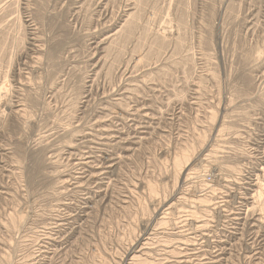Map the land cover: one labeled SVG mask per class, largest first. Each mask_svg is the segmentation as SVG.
<instances>
[{
	"label": "rangeland",
	"instance_id": "374dc122",
	"mask_svg": "<svg viewBox=\"0 0 264 264\" xmlns=\"http://www.w3.org/2000/svg\"><path fill=\"white\" fill-rule=\"evenodd\" d=\"M130 1L0 0V264H124L130 249L133 264H264V233L230 217H249L243 183L264 160V63L253 59L257 50L264 58V0H142L134 35L98 54L95 35ZM162 32L165 43L152 45ZM6 101L22 104L24 118ZM112 135L120 147L104 143ZM238 148L243 176L225 168L240 161ZM183 151L193 160L175 179ZM109 153L122 158L101 179L86 178L78 160L98 165Z\"/></svg>",
	"mask_w": 264,
	"mask_h": 264
},
{
	"label": "bare ground",
	"instance_id": "6f19581e",
	"mask_svg": "<svg viewBox=\"0 0 264 264\" xmlns=\"http://www.w3.org/2000/svg\"><path fill=\"white\" fill-rule=\"evenodd\" d=\"M48 1V0H47ZM107 1V0H106ZM103 2V1H102ZM105 2V1H104ZM143 1L142 0H131L129 3V7L128 8H126L125 9V11L123 12V15H121V17L119 18V20H117V22H114L109 28H108V30L106 31V30H103L101 33H97L95 36H98V37H95L96 39H97V41H94L93 43L91 42V44H94V49L93 50H96V52H98V54H100V55H102L101 54V52L102 51H104L103 49H105V48H108L109 47V44L111 45L110 47H113L112 45L113 44H111L113 41L114 42H116L115 40H117L118 38H120V37H122L123 35H125V36H123V38H125V37H127V38H129L130 36L129 35H131V33H132V31H133V35H134V30H133V28H136V27H134L135 25L137 26V24H136V18H138L137 17V15H136V13L139 11L137 8H135V7H138V8H141V3H142ZM154 2V1H153ZM212 3V2H211ZM141 4V5H140ZM145 4V2H143V5ZM102 5V4H101ZM137 5H139V6H137ZM42 6V5H41ZM45 6V5H44ZM47 6V5H46ZM146 6V5H145ZM233 6V5H232ZM178 7V6H177ZM134 8L135 9H137L138 11H136V12H134ZM142 9V8H141ZM214 9V8H213ZM143 10V9H142ZM156 10V9H155ZM143 12V11H142ZM139 13V15L138 16H140V12H138ZM137 13V14H138ZM47 15V14H46ZM104 16V15H103ZM180 16H181V14H180ZM180 18H182V17H180ZM184 18V17H183ZM140 19V18H139ZM180 20V24H182L183 25V23L181 22V19H179ZM134 22H135V25H134ZM137 22H138V19H137ZM177 24V23H176ZM248 24V23H247ZM251 24V23H250ZM139 25V24H138ZM178 25V24H177ZM176 25V26H177ZM179 28H181V26L179 27ZM142 29H144V28H142ZM184 29V28H183ZM126 31V34H124V33H122V32H125ZM145 31H146V29L142 32L141 31V33H142V35H146L145 34ZM181 31V30H180ZM210 31V30H209ZM182 32V31H181ZM140 33V32H139ZM148 33V32H147ZM33 34V33H32ZM148 34H150V33H148ZM157 33H155V35H156ZM136 35V34H135ZM142 35H140V36H142ZM152 35V34H151ZM182 35V34H181ZM138 36V35H137ZM139 36V37H140ZM150 36V35H149ZM154 36V35H153ZM152 36V37H153ZM94 37V36H93ZM146 37H147V35L145 36V38L143 39H139V41H137L139 44H143V42H145L144 40L146 39ZM166 34H164V32H162V33H160V34H158V35H156V37H155V39H154V41L153 42H151V44L152 43H154L156 40H161V42L163 41L164 43H165V39H166ZM170 37H172V35L170 36ZM183 37V36H182ZM133 38V37H132ZM132 38H131V40H132ZM148 38V37H147ZM176 38V37H175ZM175 38H174V41H175ZM178 38V37H177ZM176 38V41L177 40H179V39H177ZM181 38V37H180ZM136 39H138V38H136ZM151 39V38H150ZM153 39V38H152ZM170 39V38H169ZM33 40V39H32ZM95 40V39H94ZM140 40H142L143 42H140ZM181 40V39H180ZM147 41V40H146ZM150 41V40H149ZM182 41V40H181ZM113 42V43H114ZM178 42V41H177ZM156 43V42H155ZM158 43V42H157ZM157 43H156V45H157ZM160 43V42H159ZM179 43H181L180 41H179ZM178 43V44H179ZM115 44V43H114ZM150 44V45H151ZM162 44V43H161ZM161 44L160 45H158V46H161ZM116 45V44H115ZM125 45V44H124ZM153 45V44H152ZM151 45V46H152ZM164 45V44H163ZM162 45V46H163ZM181 45V44H180ZM180 45H177V46H180ZM119 46V45H118ZM121 46V45H120ZM157 46V47H158ZM162 46H161V48H162ZM110 47H109V49H110ZM137 47V46H136ZM143 47V46H142ZM156 46L154 47V48H157ZM149 48V47H148ZM161 48H159V50L158 51H161L160 49ZM124 49V48H123ZM122 49V50H123ZM152 48L150 47V50H151ZM180 49V48H179ZM2 50V49H1ZM107 50V49H106ZM156 50V49H155ZM260 50V49H259ZM51 51V50H50ZM49 51V52H50ZM115 51V50H114ZM154 51V50H153ZM158 51H156V52H158ZM246 51V50H245ZM263 51V50H262ZM95 52V51H94ZM94 52H93V54H94ZM118 52H120L119 51V49H118ZM151 52V51H150ZM155 52V53H156ZM250 52H252V51H250ZM106 53V52H105ZM253 53V52H252ZM98 54H96V55H98ZM254 55H253V59H256V61H254V63L256 62H258L259 63V65L260 66H262L261 64H263L264 63V58H263V55L261 54V51H256L255 53H253ZM54 55V53H53V50L49 53V56L50 57H52ZM115 55V54H114ZM118 55V54H117ZM152 55V54H151ZM157 55V54H156ZM207 55V54H206ZM250 55V54H249ZM95 56V55H94ZM99 56V55H98ZM98 56H96V57H98ZM247 57V56H246ZM92 58V57H91ZM94 58V57H93ZM92 58V59H93ZM251 58V57H250ZM249 58V59H250ZM51 59V58H50ZM91 59V60H92ZM95 59V58H94ZM239 59V58H238ZM242 59V58H241ZM35 60V59H34ZM99 60H100V58L98 57L95 61H96V65L98 64V62H99ZM102 61V59L100 60V62ZM173 63V62H172ZM182 63V62H181ZM252 63V62H251ZM261 63V64H260ZM94 64V63H93ZM100 64V63H99ZM115 64H117V63H115ZM175 64V63H174ZM177 64V63H176ZM96 65H94L93 67H96ZM257 65V64H256ZM111 66V65H110ZM179 66V65H178ZM246 66H248V65H246ZM255 66V65H254ZM97 67H100V65H97ZM92 68V67H91ZM167 68V67H166ZM93 69H95L96 70V68H93ZM98 69V68H97ZM156 69V68H155ZM161 69V68H160ZM238 69V68H237ZM236 69V70H237ZM95 70H93V71H95ZM99 70V69H98ZM154 70V69H153ZM157 70V69H156ZM164 70V69H163ZM169 70V69H168ZM250 70H252V69H250ZM146 71V70H145ZM155 71V70H154ZM192 71V70H191ZM211 71H213V70H211ZM240 72L242 71V70H239ZM249 71V70H248ZM253 71V70H252ZM258 71V70H257ZM126 72V71H125ZM149 72V71H148ZM158 72H159V70H158ZM161 72V71H160ZM167 73H170V72H168V71H166ZM165 72V73H166ZM130 73V72H129ZM145 73V72H144ZM238 74V73H237ZM240 74V73H239ZM238 74V75H239ZM148 75V74H147ZM156 75H157V73H156ZM235 75V74H234ZM246 75V74H245ZM244 75V76H245ZM252 75V74H251ZM129 76H131V75H128V78H129ZM133 76V75H132ZM151 76V75H150ZM242 76V78H243V75H241ZM89 77V76H88ZM141 77V76H140ZM210 77H212V76H210ZM240 77V76H239ZM246 77H247V75H246ZM126 78V77H125ZM209 78V77H208ZM214 78V77H213ZM212 78V79H213ZM245 78V77H244ZM243 78V79H244ZM252 78V77H251ZM133 79V78H132ZM241 79V78H240ZM247 79V78H246ZM260 79V78H259ZM128 80V79H127ZM214 80V79H213ZM252 80V79H251ZM250 80V81H251ZM20 81V80H19ZM68 81V80H67ZM239 81V80H238ZM241 81V80H240ZM253 82V81H252ZM76 83V82H75ZM1 84V83H0ZM2 84H4V83H2ZM6 84V83H5ZM5 84H4V86H0L1 88H0V90H2V92H3V90L4 91H6L5 89H7V88H5ZM20 84V83H19ZM251 84V83H250ZM127 85V84H126ZM7 86V85H6ZM91 87V86H90ZM247 87V86H246ZM29 89V88H28ZM88 92V91H87ZM122 92V91H121ZM128 92V91H127ZM194 92V91H193ZM246 92V91H245ZM252 92V91H251ZM6 93H7V91H6ZM5 92H4V94H6ZM120 93V92H119ZM79 94V93H78ZM90 94V93H89ZM194 94V93H193ZM246 94H247V92H246ZM252 94V93H251ZM261 94V93H260ZM3 95V94H2ZM33 95V94H32ZM86 95V94H85ZM121 95V94H120ZM249 95V94H248ZM0 96H1V94H0ZM8 96V95H7ZM118 96H119V94H118ZM122 96V95H121ZM82 97H84V96H82ZM120 97V96H119ZM245 97V96H244ZM5 98H6V95H5ZM10 98V97H9ZM36 98V97H35ZM245 98H247V97H245ZM244 98V99H245ZM7 99V98H6ZM88 99V98H87ZM86 99V100H87ZM123 99V98H122ZM243 99V100H244ZM248 99V98H247ZM1 100V99H0ZM8 100V99H7ZM22 100V99H21ZM120 100V99H119ZM33 101V100H32ZM31 101V102H32ZM74 101V100H73ZM83 101V100H82ZM121 101V100H120ZM261 101V100H260ZM2 102V101H1ZM262 102V101H261ZM5 103V102H4ZM4 103H2L4 106H5V104ZM6 103H7V101H6ZM86 103V102H85ZM117 103H119L118 101H117ZM117 103H115L116 105H117ZM137 103V102H136ZM244 103V102H243ZM8 104V103H7ZM6 104V107H9V109L10 110H12L11 112H13L17 117L18 116H20V115H22L21 116V118L23 117V112H24V109H23V105L22 104H20V103H13V104H10V102H9V104L7 105ZM84 104V103H83ZM141 104V103H140ZM245 104H247V103H245ZM256 104V103H255ZM262 104V103H261ZM261 104H259L258 103V106L259 105H261ZM1 105V104H0ZM42 105V104H41ZM111 106V105H110ZM113 106V105H112ZM144 106V105H143ZM254 106V105H253ZM106 107V106H105ZM114 107V106H113ZM141 107V106H140ZM49 108V107H48ZM86 108V107H85ZM108 108V107H107ZM262 107H260V109H261ZM95 109V108H94ZM113 109V108H112ZM116 109H118V108H115V110ZM98 110V109H97ZM103 110H105V109H103ZM102 110V111H103ZM108 110V109H107ZM111 110V109H110ZM114 110V109H113ZM114 110V111H115ZM139 110V109H138ZM137 110V111H138ZM147 108H145V107H143V109H141L140 111L142 112V117L141 118H148V112H147ZM254 110V109H253ZM262 110V109H261ZM264 110V109H263ZM100 111V110H99ZM106 111V110H105ZM109 111V110H108ZM112 111V110H111ZM124 111V110H123ZM150 111H151V109H150ZM257 111V110H256ZM9 112V111H8ZM141 112H140V114H141ZM153 112V111H152ZM241 112H243V111H241ZM240 112V113H241ZM245 112V111H244ZM248 112V111H247ZM247 112H245L246 114H247ZM252 112V114H254L253 113V111H251ZM255 112V111H254ZM263 112V111H262ZM98 113V112H97ZM136 113V112H135ZM244 113V114H245ZM249 113V112H248ZM256 113V112H255ZM24 114H26L25 112H24ZM139 114V115H140ZM241 114H243V113H241ZM251 114V113H250ZM93 115H94V113H93ZM112 115H116L115 113H113ZM117 115H120V114H117ZM132 115V114H131ZM211 115V114H210ZM213 115V114H212ZM238 115H239V113H238ZM248 115V114H247ZM245 116V117H248V116ZM255 115V114H254ZM257 115V114H256ZM264 115V114H263ZM92 116V115H91ZM96 116V115H95ZM251 116V115H250ZM110 117H112L111 115H110ZM114 117V116H113ZM115 117H117V116H115ZM120 116H118V118H119ZM241 117V116H240ZM255 117V116H254ZM24 118V117H23ZM30 118V117H29ZM76 118V117H75ZM93 118V120H94V117H92ZM100 118V117H99ZM107 118V117H106ZM133 118V117H132ZM136 118H138V117H136ZM249 118V117H248ZM258 118H260V117H256V119H258ZM20 119V118H19ZM90 119V118H89ZM100 119H102V118H100ZM114 119H116V118H114ZM114 119L112 118V121H114ZM120 119H121V117H120ZM152 119V118H151ZM241 119V118H240ZM245 119V118H244ZM106 120H108V119H106ZM121 120H123V119H121ZM24 121V120H23ZM92 121V120H91ZM95 121V120H94ZM96 121H97V119H96ZM102 121V120H101ZM101 121H99L100 123H102ZM109 121H110V119H109ZM131 121V120H130ZM251 120H250V118H249V123L251 124V122H250ZM255 121L256 120H254V123H255ZM104 122V121H103ZM129 122V121H128ZM141 122V121H140ZM144 122V121H143ZM151 122V121H150ZM245 122V121H244ZM248 122V121H247ZM247 122L246 123H244V124H247ZM88 123V122H87ZM95 123V122H94ZM97 123V122H96ZM111 123V122H110ZM115 123V122H114ZM113 122H112V124H114ZM134 123V122H133ZM136 123V122H135ZM146 123V122H145ZM248 123V124H249ZM252 123H253V121H252ZM80 124V123H79ZM103 124V123H102ZM117 124V123H116ZM121 124V123H120ZM249 124V125H250ZM77 125L78 124H76V127H77ZM82 125V124H81ZM97 125V124H96ZM95 124L94 125H91V127L92 126H96ZM109 125H111V124H109ZM108 125V126H109ZM131 125H133V124H131ZM136 125V124H135ZM138 125V124H137ZM144 125V124H143ZM18 126V125H17ZM79 126V125H78ZM84 126H85V124H84ZM84 126H83V130L84 129H87V130H90V129H88V127H90V126H88L87 128H84ZM100 126V125H99ZM103 126H105V125H103ZM114 127H115V125H113ZM134 126V125H133ZM140 126V125H139ZM75 127V128H76ZM80 127V126H79ZM98 127V126H97ZM97 127H94V128H96L97 129ZM101 127H102V125H101ZM112 127V126H111ZM243 127V126H242ZM93 127H92V129H94ZM104 128V127H103ZM109 128V127H108ZM137 128H139V127H137ZM140 128H146V126L144 125V126H140ZM148 128V127H147ZM151 128V127H150ZM209 128V127H208ZM229 128V127H228ZM239 128V127H238ZM246 128H247V125H246ZM77 129H78V127H77ZM101 129V128H100ZM112 129H114V128H112ZM116 129V128H115ZM118 129V128H117ZM130 129V128H129ZM70 130V129H69ZM79 130V129H78ZM77 130V131H78ZM82 130V129H81ZM98 130H99V128H98ZM119 130V129H118ZM117 130V131H118ZM135 130V129H134ZM137 130V129H136ZM224 130H225V128H224ZM23 131V130H22ZM70 131H72V132H70V133H72L71 135H72V137H73V128L70 130ZM75 131H76V129H75ZM93 131H95V130H93ZM93 131H91V133L93 132ZM102 133H105L104 132V130L102 129ZM106 131V130H105ZM245 131V130H244ZM26 132V131H25ZM69 132V131H68ZM83 132V131H82ZM97 132H100V131H97ZM97 132H96V134H97ZM109 132H111L110 130H109ZM119 132H120V130H119ZM135 132H137V131H135ZM149 132V131H148ZM236 132V131H235ZM76 133H78V132H76ZM80 133H81V131H80ZM80 133H78V135L80 134ZM95 133V132H94ZM94 133H93V135H94ZM101 132L99 133V134H102ZM114 134H116L117 135V133L116 132H113ZM132 133H134V131H132ZM143 133H145L143 130L142 131H140V134H143ZM237 133V132H236ZM244 133V132H243ZM87 134V133H86ZM86 134H83L84 136L86 135ZM89 134V133H88ZM105 134H107V132L105 133ZM120 134V133H119ZM122 134V133H121ZM126 134V133H125ZM149 134V133H148ZM237 134H239V133H237ZM236 134V135H237ZM76 135V134H75ZM109 135V134H108ZM111 135V134H110ZM103 136L104 137V143H105V139L107 140V141H110V142H112V140L114 141L113 142V146L114 147H116V148H118V147H120V146H118L119 145V143H120V139H118V137L117 136ZM89 136V135H88ZM87 135H86V137H85V139L88 137ZM91 136V135H90ZM90 136L88 137L89 139H90ZM96 136H98V135H96ZM133 136V135H132ZM135 137H136V135H134ZM139 136V135H138ZM76 137V136H75ZM92 137V136H91ZM105 137H107V138H105ZM109 137V138H108ZM119 137H121V136H119ZM125 137V136H124ZM144 137V135L142 136H139V137H137L138 139H140V138H142V139H144L143 138ZM237 137V136H236ZM236 137H234V138H236ZM87 138V139H88ZM95 138H97V137H95ZM98 138H102V136L101 137H99L98 136ZM134 140L135 139H137V138H134V137H132ZM80 139H83V137L82 138H80ZM93 139V138H92ZM92 139H91V142H92ZM141 139V140H142ZM238 139V138H237ZM74 140V139H73ZM76 140V139H75ZM103 140V139H102ZM125 140H127V139H125ZM235 140L236 139H234V142H235ZM87 141V140H86ZM85 141V142H86ZM106 141V142H107ZM123 141V140H122ZM130 141V140H129ZM133 141V140H132ZM138 141V140H137ZM137 141H135V142H137ZM200 141V140H199ZM202 141V140H201ZM237 141V140H236ZM72 141H70V143H71ZM77 142V141H76ZM76 142H72V143H76ZM82 143H84L83 141H81ZM80 142V143H81ZM101 142H103V141H101ZM99 143V144H102V143ZM109 142V143H110ZM128 142V141H127ZM131 142V141H130ZM204 142V141H203ZM233 142V141H232ZM71 143V144H72ZM78 144H79V139H78V142H77ZM89 143V142H88ZM93 143V142H92ZM98 143V142H97ZM104 143H103V145H104ZM202 143V142H201ZM258 143V142H257ZM257 143H255V144H257ZM94 144V143H93ZM106 144H108V143H106ZM121 144V143H120ZM128 144V143H127ZM134 143H132V145H133ZM254 144V143H253ZM252 144V145H253ZM263 144V143H262ZM75 145V144H74ZM77 145V144H76ZM75 145V147L77 148V146ZM129 145H131L130 143H129ZM264 145V144H263ZM101 146V145H100ZM107 146V148H108V145H106ZM110 146V145H109ZM122 146V145H121ZM75 147L73 148V149H75ZM89 147V146H88ZM125 147V146H124ZM128 147V146H127ZM200 147V146H199ZM259 147H260V145H259ZM34 148V147H33ZM69 149L71 148V147H68ZM111 148V147H110ZM115 148V149H116ZM132 148V147H131ZM35 149V148H34ZM82 149V148H81ZM99 149V148H98ZM120 149V148H119ZM121 149H122V147H121ZM127 149V148H126ZM200 149V148H199ZM206 149V148H205ZM239 149V148H238ZM252 149H254V148H252ZM256 149H258L257 147H256ZM256 149L254 150L255 152H256ZM261 149H264L263 147H261ZM260 149V150H261ZM79 150V149H78ZM102 150H103V148H102ZM123 150H124V148H123ZM128 150H130V148L128 149ZM187 150H188V148H187ZM203 150H204V148L202 149L201 148V150H200V152L199 153H203ZM259 150V151H260ZM117 151V150H116ZM122 151V150H121ZM125 151V150H124ZM133 151V150H132ZM192 151V153H193V150H191ZM242 151V150H241ZM240 151V149L239 150H237V152L238 153H236L235 152V154H234V156L233 157H235L236 159H234V160H240V161H236V163L234 162V161H230V162H234L233 163V165L232 166H228V165H226L225 166V168L226 169H228L227 171H229L230 173H233V171H235L236 170V172L239 170V172H240V175H242L243 176V172L241 171V167H243V169L242 170H244V166H241V165H239L240 163L239 162H241V160L244 158V153L243 152H241ZM258 151V150H257ZM263 151V150H262ZM261 151V152H262ZM80 152V151H79ZM82 152V151H81ZM88 152L90 153V150H88ZM97 152V151H96ZM190 152V151H189ZM189 152H184L183 151V154L180 156V157H176L175 159V162H173V163H175L174 165V167H176V166H180V164H181V160L184 158L185 160V165L182 167V165H181V167H176L177 169H179V171L177 170L176 172L177 173H175L176 174V176H175V174H173L174 175V177H176L175 179H179V178H181V177H185L186 175H187V170L188 169H190V165H191V162L190 161H192L193 160V158H192V160H190L189 158L191 157V153H189ZM264 152V151H263ZM82 153H85V152H82ZM86 153H87V151H86ZM88 153V154H89ZM99 153V152H98ZM101 153V152H100ZM199 153H198V155H199ZM252 153V152H251ZM259 153V152H258ZM75 154V153H74ZM92 154V152L90 153V155ZM106 154V153H105ZM119 154V153H118ZM214 154V153H213ZM264 153H262V155H263ZM87 155V154H86ZM198 155H196L197 157H198ZM249 155V154H248ZM80 156H82V154H80ZM85 156V155H84ZM124 156V155H123ZM78 157V156H77ZM83 157V156H82ZM81 157V159L80 160H78V165L80 164V166L82 165V167L80 168L81 169V171H83L82 170V168L83 167H85V169L87 170H89V173L87 174L86 172V178H89V179H92V178H94V179H101V178H99L98 176H100V175H102V174H106V172H107V170L108 169H112L113 167H114V165L116 164V162H118V160H120L121 158H120V156H118L117 155V153L115 154V153H113V154H107L106 156H105V158L103 157V159H102V162L100 161L99 162V164L98 165H92L93 163L92 162H94L95 160H97V159H95V157H90V156H85V157H83L82 158ZM99 156L97 155V157L96 158H98ZM100 157H102V156H100ZM192 157H194L193 156V154H192ZM196 157V158H197ZM220 157V156H219ZM233 157H232V160H233ZM247 157V156H246ZM255 157V156H254ZM261 157H264V155L263 156H261ZM250 158V157H249ZM252 158V157H251ZM258 158H259V156H258ZM127 159V158H126ZM70 160V159H69ZM99 160V159H98ZM200 160V159H199ZM253 160H254V158H253ZM259 160V162L257 163L256 161V163L255 164H258V166H256L257 168H255L254 166L253 167H249L250 169L251 168H255V173H252L253 175H251V177H246L248 180L246 181V183H243V184H246L247 186H248V190H249V192H248V190H247V192L250 194V196L248 197H245L244 198V202H245V205L247 206V208H245V209H247V213H250V215H249V217H247L246 215L247 214H244V213H246V211L243 213V212H231L230 214V217H231V220H233L234 221V224L236 223L237 224V222H239L240 220H242L243 221V219H247L246 221H248V223H249V225L250 226H252V227H258L263 233H264V184L262 185V180L264 179L263 177H264V160H261V159H258ZM75 161H76V159H75ZM188 161V162H187ZM98 162V161H97ZM218 162V161H217ZM71 163V162H70ZM75 163V162H74ZM73 163V164H74ZM221 163V162H220ZM239 163V164H238ZM249 163H251V162H249ZM222 164V163H221ZM229 164H232V163H229ZM27 165V164H26ZM25 165V166H26ZM71 165V164H70ZM217 165H219V164H217ZM251 165H252V163H251ZM223 167V166H222ZM221 167V168H222ZM248 168V167H247ZM32 169V168H31ZM79 169V170H80ZM246 169V168H245ZM250 169H248V170H250ZM225 170V169H224ZM248 170H245V172L246 171H248ZM252 170V169H251ZM175 171V170H174ZM190 171V170H189ZM189 171H188V175H189ZM109 172V171H108ZM222 172V171H221ZM243 174H242V173ZM257 172V173H256ZM11 173V172H10ZM82 173V172H81ZM247 173V172H246ZM245 173V175H247L248 176V174H246ZM71 174V173H70ZM234 174V173H233ZM236 174V173H235ZM251 174V173H250ZM249 174V175H250ZM81 175V174H80ZM83 175V174H82ZM81 175V176H82ZM85 175H83L84 176V179H86L85 178ZM231 175V174H230ZM29 176V175H28ZM236 176V175H235ZM32 177V176H31ZM72 177H74V176H72ZM101 177V176H100ZM105 177V176H104ZM103 177V178H104ZM80 178V177H79ZM102 178V179H103ZM188 178V177H187ZM230 178H232V177H230ZM263 178V179H262ZM70 179V178H69ZM105 179V178H104ZM183 179H186V178H183ZM239 179V178H238ZM240 179H244V178H240ZM64 180V179H63ZM86 180H88V179H86ZM106 180V179H105ZM234 180V179H233ZM236 180V179H235ZM100 181V180H99ZM98 181V182H99ZM177 181V180H176ZM184 181V180H183ZM228 181V180H227ZM231 181V180H230ZM243 181H245V179L243 180ZM62 182H64V181H62ZM77 182V181H76ZM90 182V181H89ZM97 182V183H98ZM102 182V181H101ZM234 182V181H233ZM236 182V181H235ZM65 183H66V181H65ZM68 183V182H67ZM96 183V181H95V184H97ZM202 184H204V183H202ZM206 184V183H205ZM235 183H233L232 185H234ZM69 185V184H68ZM81 185V184H80ZM99 185H101L100 183H99ZM207 185V184H206ZM206 185H204V186H206ZM209 185V184H208ZM79 186V185H78ZM82 186V185H81ZM88 186V185H87ZM95 186H97V185H95ZM203 186V185H202ZM263 186V187H262ZM98 187V186H97ZM209 187V186H208ZM236 187V186H235ZM152 189V188H151ZM212 189V188H211ZM101 190V189H100ZM245 190V189H244ZM92 191V190H91ZM150 191V190H149ZM93 192H95V191H93ZM98 192V191H97ZM99 192H101V191H99ZM98 192V193H99ZM151 192H153V191H151ZM213 192V191H212ZM233 192V191H232ZM238 192V191H237ZM246 192V191H245ZM251 192V193H250ZM97 193V194H98ZM106 193V192H105ZM86 194V193H85ZM100 194V193H99ZM233 194V193H232ZM231 194V195H232ZM234 194H236V193H234ZM95 195V194H94ZM234 196V195H233ZM232 196V197H233ZM246 196V195H245ZM79 197V196H78ZM86 197V196H85ZM84 197V198H85ZM242 197V196H241ZM240 197V198H241ZM91 198V197H90ZM234 198V197H233ZM237 198H239V197H237ZM236 198V199H237ZM102 199V198H101ZM243 199V198H242ZM241 199V200H242ZM86 200H88V199H86ZM204 200V199H203ZM202 199L200 200L201 202L203 201ZM243 201V200H242ZM97 202V201H96ZM65 203V202H64ZM86 203V202H85ZM241 204H242V202H240ZM248 204H250L251 206H249L248 207ZM66 206V205H65ZM170 206V205H169ZM241 206V205H240ZM245 206V207H246ZM67 207V206H66ZM85 207V206H84ZM91 207V206H90ZM244 207V206H243ZM242 210H244V209H242ZM241 210V211H242ZM257 212V213H256ZM229 217V216H228ZM70 218V217H69ZM58 220V219H57ZM18 221V220H17ZM245 221V220H244ZM246 223V222H245ZM61 224H62V222H61ZM236 224L234 225V226H236ZM242 224V223H241ZM57 225V224H56ZM63 225V224H62ZM65 225V224H64ZM237 225H239V223L237 224ZM65 227V226H64ZM251 227V228H252ZM66 228V227H65ZM232 228V227H231ZM234 228V227H233ZM232 228V229H233ZM237 229H238V227H237ZM258 229V230H259ZM235 232V231H234ZM255 232H257V231H255ZM261 232V233H262ZM232 234V233H231ZM235 234V233H234ZM237 234H238V232H237ZM256 235H257V233H255ZM261 236V235H260ZM144 240H146V239H144ZM137 243H138V241L135 243V245H137ZM147 244V243H146ZM150 246V245H149ZM148 247V246H147ZM133 248L135 249V247L133 246ZM142 248V247H141ZM130 249V248H129ZM223 249V248H222ZM138 250V249H137ZM136 249H135V252L137 251ZM224 250V249H223ZM135 252L133 251V249L131 250H129L128 252H127V259L125 258L124 259V261L122 260V262H124V264H133L132 263V261L134 260V258H135V256H138V255H135ZM144 252V251H143ZM133 253H134V255H133ZM252 254V253H251ZM206 255V254H205ZM213 255V254H212ZM215 255V254H214ZM184 256V255H183ZM144 257V256H143ZM177 257V256H176ZM180 257V256H179ZM186 257V256H185ZM214 257V256H213ZM217 257H218V255H217ZM140 258V257H139ZM139 258H137V259H139ZM178 258V257H177ZM206 258V257H205ZM221 258V257H220ZM194 259V258H193ZM209 259V258H208ZM217 259V258H216ZM219 259V258H218ZM218 259L216 260V261H218ZM121 260V259H120ZM174 260V259H173ZM201 260V259H200ZM210 260V259H209ZM138 261V260H137ZM177 261H180V260H177ZM181 261H184L183 259H181ZM206 261V260H205ZM215 261V260H214ZM214 261H211L210 263L212 264V262H214ZM115 262V261H114ZM164 262V261H163ZM187 262V261H186ZM207 262V261H206ZM182 263V262H181ZM189 263V262H188ZM205 263V262H204ZM35 264V263H34ZM120 264V263H119ZM185 264V263H184ZM197 264V263H196ZM205 264H207V263H205ZM209 264V263H208ZM214 264H215V262H214Z\"/></svg>",
	"mask_w": 264,
	"mask_h": 264
}]
</instances>
